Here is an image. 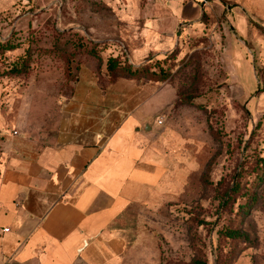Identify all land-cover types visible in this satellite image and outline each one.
<instances>
[{
    "label": "rangeland",
    "instance_id": "rangeland-1",
    "mask_svg": "<svg viewBox=\"0 0 264 264\" xmlns=\"http://www.w3.org/2000/svg\"><path fill=\"white\" fill-rule=\"evenodd\" d=\"M127 2L0 0V43L18 46L0 55V117L10 133L50 137L61 97L90 59L106 85V60L130 58ZM209 2L180 44L150 56V69L169 78H135L162 90L142 113L153 127L149 187L128 213L149 234L151 264H264V22ZM92 43L99 58L82 51ZM26 49L27 74H9Z\"/></svg>",
    "mask_w": 264,
    "mask_h": 264
},
{
    "label": "crops",
    "instance_id": "crops-1",
    "mask_svg": "<svg viewBox=\"0 0 264 264\" xmlns=\"http://www.w3.org/2000/svg\"><path fill=\"white\" fill-rule=\"evenodd\" d=\"M127 1L134 65L180 44L209 1L264 22V0ZM90 60L50 137L10 133L0 117V264H151L149 234L128 213L149 187L142 113L162 90L129 78L103 90Z\"/></svg>",
    "mask_w": 264,
    "mask_h": 264
},
{
    "label": "trees",
    "instance_id": "trees-1",
    "mask_svg": "<svg viewBox=\"0 0 264 264\" xmlns=\"http://www.w3.org/2000/svg\"><path fill=\"white\" fill-rule=\"evenodd\" d=\"M97 46L98 45L92 43L90 48H84L82 49V51L86 52L87 54L92 55L93 57L99 58V55L95 49ZM17 48L18 46H16L13 43H10L9 41L1 42L0 43V55L13 52ZM29 60H30L29 49H26L23 55L19 56L15 62H12L10 64V69L8 71L9 74L11 75L27 74V71L29 70V65H30ZM150 61H151V58L149 56L142 63L138 65H134L131 62V59L128 58V56L109 57L106 60V65H105L107 83L103 88L105 89L107 86H109L110 84H113L119 78L135 79V78L142 76V77H148L149 81L151 82L157 83V82L166 81L170 76L169 71H165L160 68L156 72L155 70L150 69V64L148 63ZM257 80L259 81L258 77H257ZM98 83L101 86L99 77H98ZM232 236L238 237L239 233L233 232Z\"/></svg>",
    "mask_w": 264,
    "mask_h": 264
},
{
    "label": "water",
    "instance_id": "water-1",
    "mask_svg": "<svg viewBox=\"0 0 264 264\" xmlns=\"http://www.w3.org/2000/svg\"><path fill=\"white\" fill-rule=\"evenodd\" d=\"M150 130H151V128H150L149 125H146V126L144 127V131L148 132V131H150Z\"/></svg>",
    "mask_w": 264,
    "mask_h": 264
},
{
    "label": "built area",
    "instance_id": "built-area-1",
    "mask_svg": "<svg viewBox=\"0 0 264 264\" xmlns=\"http://www.w3.org/2000/svg\"><path fill=\"white\" fill-rule=\"evenodd\" d=\"M158 124H160V122H158Z\"/></svg>",
    "mask_w": 264,
    "mask_h": 264
}]
</instances>
